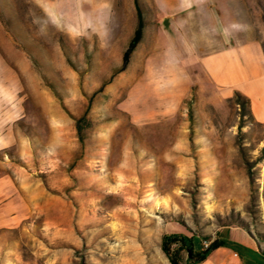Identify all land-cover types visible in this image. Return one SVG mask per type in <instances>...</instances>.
I'll return each mask as SVG.
<instances>
[{
	"label": "rangeland",
	"instance_id": "1",
	"mask_svg": "<svg viewBox=\"0 0 264 264\" xmlns=\"http://www.w3.org/2000/svg\"><path fill=\"white\" fill-rule=\"evenodd\" d=\"M139 3L119 72L134 0H0V264H171L165 234L264 253V124L210 79L264 50V0Z\"/></svg>",
	"mask_w": 264,
	"mask_h": 264
},
{
	"label": "crops",
	"instance_id": "2",
	"mask_svg": "<svg viewBox=\"0 0 264 264\" xmlns=\"http://www.w3.org/2000/svg\"><path fill=\"white\" fill-rule=\"evenodd\" d=\"M255 44V45H254ZM255 46V53L258 55V64L256 68L249 70L245 65V58L251 56L252 46ZM232 46L226 47L222 51L210 56V79L219 84L224 90L225 97H232L235 93H240L250 101V109L253 118L261 124H264V50L260 42L252 41L243 43L240 51L234 54ZM254 53V54H255ZM223 59L230 60L233 69L238 71H229L226 65L221 64ZM238 60V61H237ZM237 61V62H236ZM229 62V61H228ZM230 73V74H228ZM237 78L241 86L235 85L229 87L227 79ZM236 253L232 250L221 247L212 252L204 261L205 264H230L231 257ZM202 262V263H204ZM200 264V263H199Z\"/></svg>",
	"mask_w": 264,
	"mask_h": 264
},
{
	"label": "trees",
	"instance_id": "3",
	"mask_svg": "<svg viewBox=\"0 0 264 264\" xmlns=\"http://www.w3.org/2000/svg\"><path fill=\"white\" fill-rule=\"evenodd\" d=\"M136 13H137V24L134 31V35L130 39L126 50L123 53L122 65L119 69V72L125 71L131 61V58L136 51L138 45L144 38L145 34V19L143 12L140 7L139 0H134ZM236 100L242 102L244 106L249 107V99L242 96L240 93H236ZM85 118L75 119L76 127L80 140L83 141V122ZM199 240L196 237H188L184 234H165L162 238V250L169 257L171 264H182V252L187 251L190 255V264H199L204 262L207 257L214 252L215 250L225 247L238 252V255L246 256L252 259L255 264H264V253H259L254 250L247 248L246 246L230 240L229 237H218L213 241H210L208 247L202 246V249L197 251L195 250V242ZM200 241V240H199Z\"/></svg>",
	"mask_w": 264,
	"mask_h": 264
},
{
	"label": "built area",
	"instance_id": "4",
	"mask_svg": "<svg viewBox=\"0 0 264 264\" xmlns=\"http://www.w3.org/2000/svg\"><path fill=\"white\" fill-rule=\"evenodd\" d=\"M209 244H210V242H209V243H207V244L205 245V247H208V246H209Z\"/></svg>",
	"mask_w": 264,
	"mask_h": 264
},
{
	"label": "bare ground",
	"instance_id": "5",
	"mask_svg": "<svg viewBox=\"0 0 264 264\" xmlns=\"http://www.w3.org/2000/svg\"><path fill=\"white\" fill-rule=\"evenodd\" d=\"M173 4V3H172ZM173 6V5H172Z\"/></svg>",
	"mask_w": 264,
	"mask_h": 264
}]
</instances>
